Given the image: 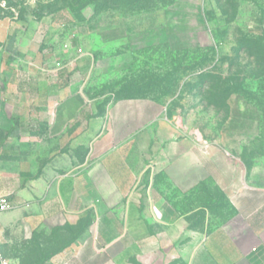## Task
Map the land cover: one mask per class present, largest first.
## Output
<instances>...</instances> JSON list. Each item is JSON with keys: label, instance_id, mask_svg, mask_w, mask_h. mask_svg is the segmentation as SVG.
I'll return each mask as SVG.
<instances>
[{"label": "crops", "instance_id": "obj_1", "mask_svg": "<svg viewBox=\"0 0 264 264\" xmlns=\"http://www.w3.org/2000/svg\"><path fill=\"white\" fill-rule=\"evenodd\" d=\"M177 26L192 38L194 23ZM174 27L165 17L132 33L131 49L167 43ZM41 33L37 22L0 18V197L12 204L0 213V256L11 264H264V163L237 157L247 131L203 145L171 130L165 104L149 97L121 98L94 115L88 80L126 58L95 65L67 51V62L50 68L56 55L35 47Z\"/></svg>", "mask_w": 264, "mask_h": 264}, {"label": "rangeland", "instance_id": "obj_2", "mask_svg": "<svg viewBox=\"0 0 264 264\" xmlns=\"http://www.w3.org/2000/svg\"><path fill=\"white\" fill-rule=\"evenodd\" d=\"M3 17L40 24L35 47L56 55L50 68L62 67L67 51L95 65L126 58L88 80L94 115L121 98H154L171 130L203 145L247 131L238 159L264 163V0H0ZM165 17L175 25L167 43L131 49L132 33ZM193 23L192 38L181 37L177 25Z\"/></svg>", "mask_w": 264, "mask_h": 264}, {"label": "built area", "instance_id": "obj_3", "mask_svg": "<svg viewBox=\"0 0 264 264\" xmlns=\"http://www.w3.org/2000/svg\"><path fill=\"white\" fill-rule=\"evenodd\" d=\"M12 208V204L6 197H0V213L8 211ZM0 264H11L0 256Z\"/></svg>", "mask_w": 264, "mask_h": 264}, {"label": "trees", "instance_id": "obj_4", "mask_svg": "<svg viewBox=\"0 0 264 264\" xmlns=\"http://www.w3.org/2000/svg\"><path fill=\"white\" fill-rule=\"evenodd\" d=\"M17 131V127H16V124H13L12 125V128L10 129L8 135H15V132ZM6 137V134H4L3 132L0 133V141Z\"/></svg>", "mask_w": 264, "mask_h": 264}]
</instances>
